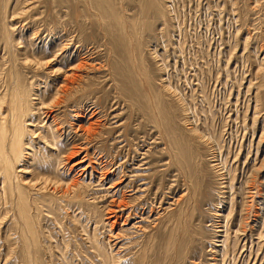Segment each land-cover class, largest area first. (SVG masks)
I'll return each mask as SVG.
<instances>
[{"label": "rangeland", "instance_id": "374dc122", "mask_svg": "<svg viewBox=\"0 0 264 264\" xmlns=\"http://www.w3.org/2000/svg\"><path fill=\"white\" fill-rule=\"evenodd\" d=\"M103 1L8 0L6 22L31 5L27 15L47 23L40 19L34 39L28 19L15 15L10 36L49 53L55 25L61 38L53 54L66 38L73 54L80 50L75 60L82 57L96 71L87 86L91 95L54 112L64 120L63 154L82 144L90 155L71 168L87 154L83 149L66 167L53 168L40 145L27 151L42 159L20 163L30 172H17L23 182L42 175L78 181L80 193L39 197V209L31 207L39 235L34 245L18 195L0 184V264H264V0H106L114 14L149 23L134 55L153 91L162 92L161 118L148 110L129 51L105 35L96 15ZM13 46L8 56L0 45V73L21 52L16 40ZM51 80L34 85L33 96L39 89L49 102L61 82ZM78 107L85 125L96 120L99 135L75 130ZM173 149L180 151V169L168 163ZM123 194V210L108 212Z\"/></svg>", "mask_w": 264, "mask_h": 264}, {"label": "bare ground", "instance_id": "6f19581e", "mask_svg": "<svg viewBox=\"0 0 264 264\" xmlns=\"http://www.w3.org/2000/svg\"><path fill=\"white\" fill-rule=\"evenodd\" d=\"M105 1H103L100 6L98 5L97 8H99V13L96 14L99 18H101L100 21L102 22V28L105 32V35H110L116 43L124 46L125 50L129 51V56H131V59L133 58L134 61V66L132 65V68L134 69L135 76H143L141 82L146 87V90L148 92L145 98L148 110L151 112V114L156 115L157 118H161L163 116L164 103L163 100H161L162 92L153 91L152 85L149 84L150 80L149 74L148 72H146L147 69L142 66V62H140L139 60L137 61V59L135 60L134 55V52L141 47L140 45L143 36L142 34L145 31L144 29L148 27L149 23L144 16H140L137 20H129L124 14H114V9L116 10V8L112 6L111 3ZM7 6L8 0H0L1 50L4 51V53L8 54V56H11V54H13V51L15 50V47L13 45L15 44L16 40V45L19 49H21V52L15 59H11L9 57V64H11V66L9 65L10 68L6 71H4L3 68V72L0 73V184H2L5 191L8 188L13 193L18 195L16 204L18 212L21 216L20 218L22 219L24 226L28 228L30 232L31 239L33 240L32 243L36 245L39 242V235L36 233L38 229L32 216L33 214L35 215V212H31V207L38 208L40 205L39 197H41V195H44L43 197H45L47 191H49V193L51 194V199L54 198V200H57L54 197L55 195H57L56 193H59L61 197L66 198L71 194L74 195L73 197H78L81 189V184L78 181L62 182L61 178L57 175L55 178H47L42 175L34 181L30 180L23 182V180H19L17 178V172L29 173L30 171L26 170L27 166L20 168L19 165L22 162L28 161L30 158L33 160V162H38L39 159H42L40 156L41 152L36 154V151H34L33 153H31V151L30 153L27 151L35 147H40V145H44L46 153H50H45L46 156L44 158L48 160L49 166L52 167L53 165L57 167L59 163H62V167H66L65 164L70 163L71 158L78 155L83 149H85L84 151H86L87 154L81 160L76 161L73 165H71V168L82 163L87 158V156L90 155L89 150L82 144L81 146H73L72 149L69 150L68 154H63V145L60 144L58 138L64 136V120L63 118L58 117L56 114H54V112L58 109H61V107L67 106L68 103L77 101L78 98L83 97L84 95H88L89 93L91 95L94 91L89 90L87 86L91 82V72L96 70L93 69V66V68L89 66L90 62L88 63L86 60H82V57L80 56L77 57L79 60H75L76 58L73 55H80V50H75L76 53L73 54V51H71L73 43L66 42V38H64L65 41L63 38L60 40L62 42V44H60L61 47L53 54V52L51 51L53 48H55L53 44H56V47L59 46L54 42H57L58 38L60 37H58V33L54 31L55 25H50L49 27V36L51 37L49 42L50 44L53 43L48 49L49 53H38L35 50H28V48L24 47L22 42H20V38L16 39L15 37L10 36L12 32L17 29L11 28L13 25L9 22L17 19L15 15H20L21 17L25 16V19H28L29 21L28 29L30 30L34 27L32 38L38 39L41 32V30L38 28V25L41 20L43 21V19L45 23L46 17L42 19V17L35 18L32 15H27L29 9H31L30 5L22 8L20 11H18V13L14 12L10 20L6 22V19H9L6 9ZM145 9L146 8L143 7L142 12H144ZM21 26L24 25L22 24ZM57 26H59V24ZM63 29L66 30L67 28L64 27ZM78 32L80 33L81 30H79ZM83 44L84 43H82V47ZM131 52L133 53V55H131ZM71 56L74 57L75 61L79 62L75 63L72 60ZM61 57H63V59H60ZM68 60H72L73 62H71V64L68 65L67 68H63L60 66ZM126 68L128 69V67ZM130 70L128 69V71ZM130 75L133 76V70L132 74ZM47 78H51V82L56 79L61 80L60 84L58 86H55V91L49 97V102H45V95L39 94L41 93V90L39 89L36 90L38 91L37 97L33 96L34 85L39 87V85L44 82V79ZM135 86L137 87V85ZM138 90H141L140 86L138 87ZM34 99H38L37 102H35ZM74 111V114L78 121L77 127L75 129L76 131H81L87 137L99 135L97 131L98 124L97 122H95L96 120L91 122L88 120L89 124L85 125L84 110L81 107H78L77 109L74 108ZM93 115L95 114L93 113ZM93 115H90V117H94ZM190 130L194 131L195 129L193 130L192 128ZM195 131L197 132V130ZM178 154H180L179 149H173L170 152L171 157L169 158L168 163L170 164V166H173L175 161L176 165L180 169V164L177 160ZM47 155H49V158L47 157ZM27 163L28 162H26V164ZM71 168H69V170ZM84 169L86 168L84 167ZM43 171H46V169H41L39 173L41 174L43 173ZM125 175H127V171L122 168V176ZM122 176H120L119 179ZM55 190H57L58 192H56ZM111 191L112 190L108 192ZM124 194L123 197L119 200L114 198L112 199L113 205L110 204L112 208H110L108 212H110L111 214H118L120 209L123 210L122 207H125L127 205ZM38 214L36 215L37 221H39ZM171 237L172 236H170V239ZM190 241H192V239ZM169 247L171 248L172 246L169 245Z\"/></svg>", "mask_w": 264, "mask_h": 264}]
</instances>
